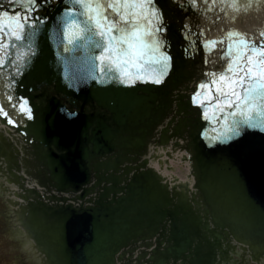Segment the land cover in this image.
I'll use <instances>...</instances> for the list:
<instances>
[{
	"label": "water",
	"instance_id": "obj_1",
	"mask_svg": "<svg viewBox=\"0 0 264 264\" xmlns=\"http://www.w3.org/2000/svg\"><path fill=\"white\" fill-rule=\"evenodd\" d=\"M0 3L14 7L6 0ZM59 4L60 0H53L51 8L41 10V16H48L47 31L37 37L32 64L22 68L19 76L7 63V72L0 70V107L8 113L7 117L0 114V119L9 127L7 136L0 130V163H12L5 168L22 190L14 194L21 201L11 202L14 215L46 264H222L217 242L225 240L224 235L238 242L242 251L263 256L264 133L247 129L239 138L224 139L222 124L217 122L223 114L214 115L212 107L215 86L209 83L208 89L200 91L201 97L211 95L202 106L192 102L198 86L189 88L184 83L191 78L185 68L206 64L208 59L216 69L226 64L225 70L230 57H221L229 39L224 34L210 38L206 41H216L214 45L205 48L206 41L199 42L194 51L183 44L177 25H164L165 31L157 35L166 39L162 50L172 59L161 83L125 82L115 66L101 73L91 68L99 61L83 62L98 50L63 51L53 31L56 15L62 11ZM157 6L164 19L174 4L157 0ZM197 6L190 0L177 3L172 19L211 24L205 9ZM178 8L188 11L180 13ZM228 13L232 25L239 19V26L253 23L249 12ZM193 54L197 58L189 61ZM61 57L69 58L67 66ZM13 79L15 83L6 87ZM20 97L28 101L31 119L19 111ZM175 116L185 117L175 122ZM155 125L160 128L159 139L156 145H148V157H142L145 139L157 137V132H151ZM169 139L173 150L189 153L191 184L189 162L179 152L170 154L165 147ZM164 155L170 164L163 161ZM29 156L44 176L38 184L48 189L24 185L19 164L26 166ZM51 188L71 196L56 195ZM138 248L149 251L134 253ZM259 262L264 264L263 259Z\"/></svg>",
	"mask_w": 264,
	"mask_h": 264
},
{
	"label": "snow or ice",
	"instance_id": "obj_2",
	"mask_svg": "<svg viewBox=\"0 0 264 264\" xmlns=\"http://www.w3.org/2000/svg\"><path fill=\"white\" fill-rule=\"evenodd\" d=\"M190 2L195 5V0ZM52 3L53 0H6L8 6H14L11 9L0 3V70L4 73L6 63L15 67L16 76L22 68L32 64L38 52L37 37L47 31L44 25L48 16H41V10L51 8ZM59 6L62 11L56 15L53 31L65 53L78 49L88 53L98 50L97 55L83 61L86 64L90 58L100 62L93 64L92 69L99 68L101 73H106L115 66L125 82L147 79L154 84L161 83L172 58L162 50L166 39L157 35L165 31L157 0H60ZM228 6L237 9V0H231ZM250 6L251 0L245 7ZM260 35L264 37V30ZM225 36L229 44L221 58L230 57L227 66L218 79L211 73L214 78L210 82L198 85L192 102L203 106L204 99H211L209 93L201 97L200 92V89H208L210 83L217 93L212 105L214 115L223 114L217 122L222 124L220 135L224 139L239 138L247 129L264 133V41L257 45L236 30H229ZM232 37L239 39L232 40ZM215 43L206 41L204 46L208 48ZM13 55L15 58L10 59ZM61 59L67 66L69 58ZM14 83L15 79L5 86L11 87ZM7 99L11 101L13 97L9 95ZM27 105L28 101L20 97L19 111L31 119ZM0 114L8 115L2 107ZM204 117L209 118L207 107ZM8 122L12 123L10 119Z\"/></svg>",
	"mask_w": 264,
	"mask_h": 264
},
{
	"label": "flooded vegetation",
	"instance_id": "obj_3",
	"mask_svg": "<svg viewBox=\"0 0 264 264\" xmlns=\"http://www.w3.org/2000/svg\"><path fill=\"white\" fill-rule=\"evenodd\" d=\"M0 264H44L3 204H0Z\"/></svg>",
	"mask_w": 264,
	"mask_h": 264
},
{
	"label": "crops",
	"instance_id": "obj_4",
	"mask_svg": "<svg viewBox=\"0 0 264 264\" xmlns=\"http://www.w3.org/2000/svg\"><path fill=\"white\" fill-rule=\"evenodd\" d=\"M239 24H240V19L237 20V21H235V22H233V25H234L235 27H239Z\"/></svg>",
	"mask_w": 264,
	"mask_h": 264
}]
</instances>
